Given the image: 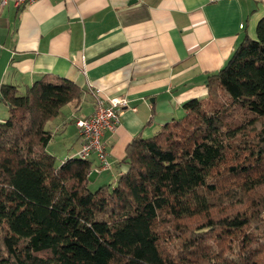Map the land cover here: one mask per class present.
Returning a JSON list of instances; mask_svg holds the SVG:
<instances>
[{
    "label": "trees",
    "instance_id": "obj_1",
    "mask_svg": "<svg viewBox=\"0 0 264 264\" xmlns=\"http://www.w3.org/2000/svg\"><path fill=\"white\" fill-rule=\"evenodd\" d=\"M206 76L207 94L134 136L115 183L47 150L83 89L54 73L0 99V264H264V19Z\"/></svg>",
    "mask_w": 264,
    "mask_h": 264
},
{
    "label": "crops",
    "instance_id": "obj_2",
    "mask_svg": "<svg viewBox=\"0 0 264 264\" xmlns=\"http://www.w3.org/2000/svg\"><path fill=\"white\" fill-rule=\"evenodd\" d=\"M264 0H36L0 9V95L21 92L43 73L67 77L83 89L46 126L47 150L59 160L78 156L76 119L99 99H128L103 142L111 166L90 177L97 188L115 183L137 134H154L183 114V104L207 94L206 76L219 70L245 35L257 38ZM0 99V121L7 115ZM93 162L95 155L91 156Z\"/></svg>",
    "mask_w": 264,
    "mask_h": 264
},
{
    "label": "built area",
    "instance_id": "obj_3",
    "mask_svg": "<svg viewBox=\"0 0 264 264\" xmlns=\"http://www.w3.org/2000/svg\"><path fill=\"white\" fill-rule=\"evenodd\" d=\"M17 7L25 6L36 0H12ZM9 0H0V9ZM128 106L125 96H116L107 99H99L94 111L86 116L76 119V126L82 138V145L78 151V157L91 159L95 155L96 161L92 163L88 176L100 174L111 166L107 149L103 142L105 129H114L120 121L124 108Z\"/></svg>",
    "mask_w": 264,
    "mask_h": 264
}]
</instances>
